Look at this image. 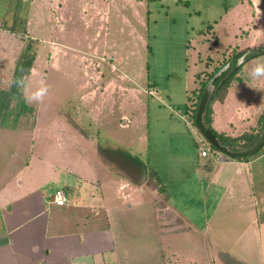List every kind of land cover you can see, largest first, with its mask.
<instances>
[{"label":"crops","instance_id":"0c3cea01","mask_svg":"<svg viewBox=\"0 0 264 264\" xmlns=\"http://www.w3.org/2000/svg\"><path fill=\"white\" fill-rule=\"evenodd\" d=\"M145 3L0 0V264H131L142 252L131 241L151 264H264V144L235 159L214 153L187 123L199 81L225 64V54L258 50L211 103L216 132L257 130L264 75L252 70L264 64V2L241 0L238 24L228 20L233 9L224 11L229 48L192 75L186 127L178 123L169 135L182 158L169 168L171 194L150 182L155 171L146 173L133 154L147 152L146 76L142 65L129 69L125 48L141 40ZM42 85L44 98L28 100ZM193 190L210 203L199 221L187 202Z\"/></svg>","mask_w":264,"mask_h":264},{"label":"rangeland","instance_id":"374dc122","mask_svg":"<svg viewBox=\"0 0 264 264\" xmlns=\"http://www.w3.org/2000/svg\"><path fill=\"white\" fill-rule=\"evenodd\" d=\"M145 2V7L142 9L145 25L139 28L141 40L131 39L125 51L129 58V69L134 68L136 71L142 65L145 70L146 79L143 81L146 85L148 107L146 133L149 137L145 154L139 156L136 151L130 150L135 154L134 156L140 157L146 173L149 170L155 171L156 174L150 178V182L165 183V193L171 194L175 185L168 182L169 174L172 173L169 168L171 164L176 166L182 158L177 150L179 142H175V139L170 138L169 135L173 133L178 123L186 127L184 120L188 104L186 93L188 94L194 87L192 75L205 67L206 61L211 62L218 57L221 58L229 48L227 40L229 25L220 20L224 11L227 8L234 10L228 20L236 24L241 21L243 12L238 5L241 0H145ZM234 55L229 52L223 58L225 61L231 57L234 59ZM239 57L234 62L229 60L225 64L228 63L229 67L236 66ZM200 84L201 81L198 83V89ZM61 109L62 111L66 109L67 114H71L70 108ZM193 128L195 134L202 138L203 144L211 146L197 128L195 126ZM126 132L125 129L119 130V133L124 135ZM189 138L195 149L198 148L201 143L194 139L196 137L189 135ZM110 145L120 147L124 153H129V148L121 146L122 144L117 141H112ZM157 145H160L159 148H156ZM184 147L186 148L185 143ZM157 154L159 158L155 159ZM189 166L190 163L185 160V168L182 169L181 176L187 174L185 171ZM171 198L177 206L182 202L178 193L171 195ZM187 202L190 205V213L197 221L202 219L203 211L209 212L210 203L200 196L198 190L192 191ZM130 244L134 251L142 250L139 252L140 258L137 255L131 264L133 262L151 264L149 253L143 254V246L135 241H131ZM146 245L151 246L153 243L146 242Z\"/></svg>","mask_w":264,"mask_h":264},{"label":"trees","instance_id":"16d2710c","mask_svg":"<svg viewBox=\"0 0 264 264\" xmlns=\"http://www.w3.org/2000/svg\"><path fill=\"white\" fill-rule=\"evenodd\" d=\"M260 53L261 54L264 53V47L260 49ZM241 54H242L241 52H237L233 56L234 59L232 57H231V59L227 58L226 62H229V60L230 61L233 60V62H234L235 59L238 56H240ZM240 65H236V66L232 65V66H230L225 71H223L221 73V75L217 76L214 79V81H213L214 87H213V90H212V94L210 96L209 103H208V105H207V107L205 109L204 116H203L205 125L218 138L219 142L221 144H223V145L228 146L230 149H233V150L234 149H244V148L250 147L255 142V140L257 139V137H258V135L260 133V130L262 128L263 122H264V113H263L260 116V118H259L258 128H257V130L255 132H244L241 135L235 136V137L228 136V135H225L223 133H218V132H216L213 129V127L211 125V120H212V118H211V113H212L211 103L215 99L222 98L224 96L225 91H226L231 79L234 77V75H235L236 71L239 69ZM214 72L209 74L208 77L205 80L201 81L200 87H199L198 92L196 94V99H195V102H194V108L192 109V112L190 114V117L192 118V121H193L192 123L193 124H194L195 107L197 105L198 98H199V96L201 94V91H202L203 87L205 86V84L207 83L209 78L214 74ZM211 148L214 149L213 147H211ZM247 158H249V156L238 157V158H235V159H247Z\"/></svg>","mask_w":264,"mask_h":264},{"label":"water","instance_id":"95a60500","mask_svg":"<svg viewBox=\"0 0 264 264\" xmlns=\"http://www.w3.org/2000/svg\"><path fill=\"white\" fill-rule=\"evenodd\" d=\"M264 2V0H262ZM259 54L258 50H247L243 52L240 57L237 59V64L240 65L247 59L251 58L254 55ZM229 67V64H224L220 67L207 81L205 86L203 87L201 94L198 98L197 105L195 107V114H194V125L197 128L198 132L201 136L217 151L224 154L225 156L238 158V157H245L250 156L256 153L261 146L264 144V122L260 133L255 140V142L247 148L244 149H230L228 146L223 145L219 142L218 138L211 132L204 123V112L209 103L210 96L212 94V90L214 87L213 81L214 79L221 75L223 71H225ZM211 85V87H210Z\"/></svg>","mask_w":264,"mask_h":264},{"label":"clouds","instance_id":"9594fccd","mask_svg":"<svg viewBox=\"0 0 264 264\" xmlns=\"http://www.w3.org/2000/svg\"><path fill=\"white\" fill-rule=\"evenodd\" d=\"M252 75L254 77H259L264 75V64H257L252 70ZM16 83L18 87L23 88L25 86V82L23 80H18L16 81ZM47 91H48L47 85H42L35 91L31 92V94L27 96V99L30 101L39 102L47 94Z\"/></svg>","mask_w":264,"mask_h":264},{"label":"built area","instance_id":"2783aa9c","mask_svg":"<svg viewBox=\"0 0 264 264\" xmlns=\"http://www.w3.org/2000/svg\"><path fill=\"white\" fill-rule=\"evenodd\" d=\"M189 119V118H188ZM187 119V123L191 126H195L192 122L191 119L188 120ZM214 153H219V151H217L216 149H213L212 150ZM209 153V149L208 148H205V147H201L200 148V155L201 156H206L207 154ZM55 202L56 204H63L64 203V200H65V196H64V193L61 191V190H57L55 192Z\"/></svg>","mask_w":264,"mask_h":264}]
</instances>
